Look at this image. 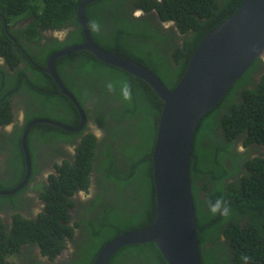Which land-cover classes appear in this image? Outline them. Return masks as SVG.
Listing matches in <instances>:
<instances>
[{"label": "trees", "instance_id": "1", "mask_svg": "<svg viewBox=\"0 0 264 264\" xmlns=\"http://www.w3.org/2000/svg\"><path fill=\"white\" fill-rule=\"evenodd\" d=\"M79 1L43 0L40 6L37 0H0V14L8 23V16L14 19L27 14L31 18L16 30L5 29L0 18V56L5 60L0 64V126L13 120V101L18 94L28 96L32 103L31 108L27 102L23 105V127L15 126L16 133L9 134L10 156L17 154V165L2 173L0 190H10L24 178L21 139L29 121L46 117L69 126L80 121L73 102L56 93L52 77L41 69L53 52L83 42L76 17ZM241 1L94 0L84 7V17L87 26L93 20L101 25L99 33L88 27L97 45L148 68L172 89L200 40L230 17ZM136 11L141 14L135 16ZM166 22L171 25L166 27ZM49 29L66 30L63 39L49 37ZM45 37L49 41L41 45ZM259 64L262 62L256 58L222 99L201 116L194 132L190 177L201 264H264V68H258ZM54 69L85 116L95 117L102 125V135L97 138L83 130L69 132L47 123L29 129L31 173L18 191L0 194V204L16 206L19 193L34 182L46 212L31 220H15L12 231L0 224V238H4L0 264H15L6 260L8 251L22 257L23 264H46L28 260L31 241L49 256L48 264H55L57 256L68 248V241L72 242L76 227L82 230L81 242L57 264H91L105 243L150 224L155 217L151 152L162 100L147 83L98 60L87 50L57 58ZM122 80L132 86L130 102L122 101L118 91L109 93L105 88L107 81ZM15 105L22 102L17 99ZM35 138L45 150V164L57 170V174L46 173L45 180L39 177L45 168L38 166ZM63 142L77 144L75 155ZM240 145L243 151H239ZM56 156H61L60 163ZM243 159L250 168L242 170L239 179L237 162ZM90 188L93 196L80 205L86 214H77L76 202L70 197ZM218 197L229 204L231 215L227 219L208 211V202ZM15 216L20 217L18 213ZM53 227L60 239L50 236ZM206 240L210 245H203ZM108 264L167 262L156 244L148 242L120 248Z\"/></svg>", "mask_w": 264, "mask_h": 264}, {"label": "water", "instance_id": "2", "mask_svg": "<svg viewBox=\"0 0 264 264\" xmlns=\"http://www.w3.org/2000/svg\"><path fill=\"white\" fill-rule=\"evenodd\" d=\"M92 1L80 0L76 10L83 42L54 52L44 67L59 92L75 104L80 122L76 127L47 118L28 122L21 139L26 169L24 178L16 187L0 190V194H12L27 182L31 173L27 135L33 125L47 123L67 131L82 127V109L61 83L54 63L66 54L87 50L98 60L147 83L163 102L152 153L154 220L112 238L101 247L91 264H108L120 248L148 242L156 244L167 264H201L189 172L194 130L201 116L222 99L256 58L264 54V0H242L230 17L209 31L192 52L183 76L172 89L148 68L105 50L92 40L84 17V7Z\"/></svg>", "mask_w": 264, "mask_h": 264}, {"label": "flooded vegetation", "instance_id": "3", "mask_svg": "<svg viewBox=\"0 0 264 264\" xmlns=\"http://www.w3.org/2000/svg\"><path fill=\"white\" fill-rule=\"evenodd\" d=\"M14 122L21 121L20 118H17L16 115L13 117ZM90 122V118L87 120L85 130L90 131V128H88ZM93 122L97 123L101 129L102 125L98 123L97 119L94 117ZM83 130V129H82ZM17 129H15V124H13L10 128H6L5 126L0 127V176L2 173L6 170L9 169L13 165H17L16 159H17V154H13V156H10L11 150H10V145L11 141L9 140V134H15ZM4 140H6L7 143H4ZM42 146L41 143L38 142L37 138L34 140V148L36 151V156L38 160V166H44L45 169H41V172L44 170V172L40 173L39 177H41L42 180L46 179V173H54L57 174L56 168H53L51 165H46L45 162L43 161V158H45V150L41 148ZM48 152L52 154L51 151ZM58 158L59 163L61 162V156H56ZM239 167L241 168L240 171L237 172L236 176L237 178L240 179L241 172L243 171H248L249 164L246 159H243L239 162H237ZM228 167H232V165H229ZM242 181V180H241ZM32 182H29L30 186ZM94 194V190L90 188V190L84 192V191H79V192H74L70 198L75 200L74 208L77 210V214H86V212L80 207L82 204H87V200L91 198ZM19 199L16 200V206L9 202H5L4 204H0V224H4L6 228L9 231H12L14 229V220H15V214L18 213L21 217L26 218L28 220H31L33 217H38L41 213L44 214L46 212L45 205L43 199H41L37 192H30L28 189L26 191H21L19 193ZM21 206V207H19ZM73 208H70V212L72 211ZM77 220V219H75ZM80 228V227H79ZM78 227L74 228L73 234H72V242L68 241L69 245L67 249H63L62 252L60 253L59 256H57V260L55 261V264L58 262H61V260H65L68 258L70 253H73L77 249V244L81 242L82 236H81V229ZM50 236H53L52 239H60V233L56 232V227H53L51 229ZM68 237V236H65ZM4 238H0V245H3L4 243ZM31 251L27 252L28 255V260L33 259V260H38L41 263H51L49 260V256L42 254L41 250L37 242L31 241L29 242ZM204 245H209L208 242H204ZM21 246H25L22 244ZM239 250V246H238ZM225 253H229L227 249H224ZM226 255V254H223ZM234 254H231V256ZM6 260L9 261L10 263L12 261L15 262V264H23L22 257L18 256L16 253L12 251H8L5 256ZM28 264V263H27Z\"/></svg>", "mask_w": 264, "mask_h": 264}, {"label": "clouds", "instance_id": "4", "mask_svg": "<svg viewBox=\"0 0 264 264\" xmlns=\"http://www.w3.org/2000/svg\"><path fill=\"white\" fill-rule=\"evenodd\" d=\"M42 2H43V0H37V3L40 5V6H42ZM93 2V1H92ZM141 14V12H139V11H136L135 13H134V15L135 16H139ZM77 17V16H76ZM0 18L4 21V26H5V29H7V28H9V27H11V29H14V30H16L17 28H19V26L21 27V28H23V26H24V23H27V22H29V19H31L30 18V16H28L27 14H21V15H19V16H17V17H15L14 19H12L10 16H8V20H10L11 22H9L8 23V21H6V17L3 15V14H0ZM171 25V23H168V22H166L165 23V26L167 27V26H170ZM88 27H89V29L92 31V32H96V33H99L100 31H101V25H100V23L98 22V21H96V20H93V21H91L90 23H89V25H88ZM65 31L66 30H48V33H49V37L50 36H53V37H56V38H58L59 40L60 39H63V37H64V34H65ZM44 32V31H43ZM45 33V32H44ZM63 34V35H62ZM62 35V36H61ZM46 39H44L43 41H40L39 43L41 44V45H44V43L46 42V41H49V38H47V37H45ZM13 39V38H12ZM56 52V51H55ZM54 53V52H53ZM52 53V54H53ZM49 58V57H48ZM259 59L261 60V62H262V64H259V67L258 68H264V54L261 56V57H259ZM48 60V59H47ZM57 60V59H56ZM47 62V61H46ZM5 63V60H4V58L2 57V56H0V64L2 65V64H4ZM21 63V62H20ZM55 64V63H54ZM46 66V63H45V65L43 66V67H41V69H43V71H44V67ZM19 67H22V65H19ZM55 70V69H54ZM45 72V71H44ZM46 73V72H45ZM57 73V72H56ZM46 74H48V73H46ZM49 75V74H48ZM58 75V74H57ZM262 75V74H261ZM260 75V76H261ZM50 77H51V75H50ZM59 77V76H58ZM53 79V78H52ZM60 79V78H59ZM54 81V80H53ZM61 81V80H60ZM55 83V82H54ZM61 83L63 84V82L61 81ZM55 85H56V83H55ZM63 86L65 87V85L63 84ZM56 87H57V85H56ZM58 88V87H57ZM66 88V87H65ZM105 88H106V90L109 92V93H115V92H117L118 91V94H119V96H120V98H121V100L122 101H125V102H130L131 100H132V86H131V84L127 81V80H122V81H119L118 83L117 82H113V81H107L106 83H105ZM67 89V88H66ZM67 91H68V89H67ZM69 92V91H68ZM57 94H63V93H60L59 92V88H58V90H57V92H56ZM70 93V92H69ZM70 94H72V93H70ZM63 95H65L66 97H68L66 94H63ZM73 95V94H72ZM74 96V95H73ZM75 98V97H74ZM17 99H19L21 102H22V105L20 106H18V107H16V105H15V101L17 100ZM28 99V96L27 97H23L21 94H18L15 98H14V101H13V113H14V115H16V117L17 118H20V120L21 121H17V122H15V123H13L14 122V119L10 122V123H8V124H6V125H3V126H5L6 128H10L13 124H15V126H18L19 128H21V127H23V125H24V123H25V113H24V109H23V105H24V103H25V100H27ZM24 100V101H23ZM75 100H76V98H75ZM77 101V100H76ZM74 104V103H73ZM79 104V103H78ZM75 105V104H74ZM80 106V105H79ZM76 107V106H75ZM213 108V107H212ZM77 109V108H76ZM82 109V112H83V114H84V123H83V125H82V127L80 128V129H78L77 131H79V130H82L83 129V133L84 132H92V133H94V135L97 137V138H100V136L102 135V129L100 128V126H98L97 125V123H94L93 122V118H90V122H89V126H88V128H90V131H88V130H85V127H86V123H87V120H88V118L85 116V115H87L86 113H85V111L83 110V108H81ZM78 110V109H77ZM161 112V111H160ZM79 113V112H78ZM160 116V115H159ZM38 118H46V117H38ZM34 119H36V118H34ZM47 119H49V118H47ZM53 120V119H52ZM200 120V119H199ZM30 122V121H29ZM80 122V121H79ZM199 122V121H198ZM61 123V122H60ZM38 124V123H37ZM64 124V123H63ZM79 124V123H78ZM77 124V125H78ZM198 124V123H197ZM67 125V124H66ZM76 125V126H77ZM3 126H0V127H3ZM26 126V125H25ZM24 126V127H25ZM67 126H69V125H67ZM76 126H71V127H76ZM58 127V126H57ZM197 127V126H196ZM60 128V127H59ZM62 129V128H61ZM157 129H158V124H157ZM196 129V128H195ZM64 130V129H63ZM65 131H67V130H65ZM77 131H69V132H77ZM194 132H195V130H194ZM156 134H157V132H156ZM193 137H194V135H193ZM27 138H28V135H27ZM155 139H156V137H155ZM79 141V139H77L76 140V142H78ZM155 142V141H154ZM64 143V145H66V150H69L70 151V153L72 154V155H75V148H76V143H71L70 145H68V143L67 142H63ZM192 144H193V141H192ZM21 147H22V143H21ZM28 147V146H27ZM153 147H154V144H153ZM238 149H239V151H243V147L240 145L239 147H238ZM23 150V149H22ZM152 153H153V149H152V152H151V160H152ZM191 153H192V148H191ZM30 156V155H29ZM190 161H191V158H190ZM30 163H31V160H30ZM189 172H190V163H189ZM152 175H153V161H152ZM190 181H191V177H190ZM20 183V182H19ZM18 183V184H19ZM153 183H154V179H153ZM17 184V185H18ZM26 184V183H25ZM24 184V185H25ZM16 185V186H17ZM33 185H34V182H32V184L27 188L30 192H35L36 191V187H33ZM15 186V187H16ZM14 188V187H13ZM154 189H155V186H154ZM19 190V189H18ZM17 190V191H18ZM16 192V191H15ZM191 193H192V191H191ZM192 198H193V195H192ZM193 203H194V200H193ZM194 210H195V208H194ZM208 211L213 215V216H216V215H219L220 217H222V218H224V219H227L230 215H231V209H230V207H229V204H228V202L227 201H225L224 199H222V198H216L214 201H209L208 202ZM17 219H23V217H17V216H15V220H17ZM195 219H196V216H195ZM14 220V221H15ZM24 220V219H23ZM196 236H197V230H196ZM206 242H208L207 240H206ZM197 243H198V241H197ZM209 243V242H208ZM203 245H204V243H203ZM209 245H210V243H209ZM65 249H67V248H65ZM64 249V250H65Z\"/></svg>", "mask_w": 264, "mask_h": 264}, {"label": "rangeland", "instance_id": "5", "mask_svg": "<svg viewBox=\"0 0 264 264\" xmlns=\"http://www.w3.org/2000/svg\"><path fill=\"white\" fill-rule=\"evenodd\" d=\"M62 35H63V34H62ZM62 35H61V36H62ZM25 102H27V104H28L27 106H28V107H30V108L32 107V103H31V101H30L29 99L25 100ZM38 105H41V104H38ZM43 109H45V107H41V108H40V110H43Z\"/></svg>", "mask_w": 264, "mask_h": 264}]
</instances>
